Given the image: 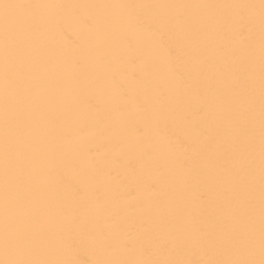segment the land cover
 <instances>
[{"label": "snow or ice", "instance_id": "obj_1", "mask_svg": "<svg viewBox=\"0 0 264 264\" xmlns=\"http://www.w3.org/2000/svg\"><path fill=\"white\" fill-rule=\"evenodd\" d=\"M0 264H264V0H0Z\"/></svg>", "mask_w": 264, "mask_h": 264}, {"label": "bare ground", "instance_id": "obj_2", "mask_svg": "<svg viewBox=\"0 0 264 264\" xmlns=\"http://www.w3.org/2000/svg\"><path fill=\"white\" fill-rule=\"evenodd\" d=\"M59 2L88 3V2H102V0H59ZM69 32H71V28H69Z\"/></svg>", "mask_w": 264, "mask_h": 264}]
</instances>
